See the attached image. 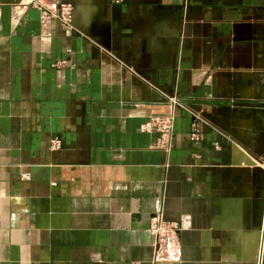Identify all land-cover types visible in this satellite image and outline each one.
I'll return each instance as SVG.
<instances>
[{"label": "crops", "instance_id": "obj_1", "mask_svg": "<svg viewBox=\"0 0 264 264\" xmlns=\"http://www.w3.org/2000/svg\"><path fill=\"white\" fill-rule=\"evenodd\" d=\"M41 1L0 0V264H264V0Z\"/></svg>", "mask_w": 264, "mask_h": 264}, {"label": "built area", "instance_id": "obj_2", "mask_svg": "<svg viewBox=\"0 0 264 264\" xmlns=\"http://www.w3.org/2000/svg\"><path fill=\"white\" fill-rule=\"evenodd\" d=\"M123 0H112L113 3L119 4ZM35 4V2H33ZM37 7L41 11L43 25L49 24L53 20L59 21L64 32L71 33L77 31L74 22V4L63 1L58 3L54 8H46L36 3ZM64 62H59L58 65H63ZM173 105L178 103L172 101ZM172 123L173 119L171 116L156 117L153 118L147 125L151 130H154L158 134L154 147L168 152L170 149V143L172 140ZM202 139L201 131L194 126L191 130L188 140L192 143H197ZM60 142L58 140L51 141L50 148H59ZM178 232L179 229L176 224L166 222L162 219L161 212H156L149 219V233L151 236V247L154 252V261H174L178 249Z\"/></svg>", "mask_w": 264, "mask_h": 264}, {"label": "water", "instance_id": "obj_3", "mask_svg": "<svg viewBox=\"0 0 264 264\" xmlns=\"http://www.w3.org/2000/svg\"><path fill=\"white\" fill-rule=\"evenodd\" d=\"M263 237H264V229H263V232H262V244H263Z\"/></svg>", "mask_w": 264, "mask_h": 264}, {"label": "rangeland", "instance_id": "obj_4", "mask_svg": "<svg viewBox=\"0 0 264 264\" xmlns=\"http://www.w3.org/2000/svg\"><path fill=\"white\" fill-rule=\"evenodd\" d=\"M39 1H41V0H39ZM56 1H59V0H56ZM71 1V0H70ZM33 2H37V1H33ZM42 2V1H41ZM67 2H69V1H67ZM60 3V2H59ZM70 3H72L73 4V1H71Z\"/></svg>", "mask_w": 264, "mask_h": 264}, {"label": "flooded vegetation", "instance_id": "obj_5", "mask_svg": "<svg viewBox=\"0 0 264 264\" xmlns=\"http://www.w3.org/2000/svg\"><path fill=\"white\" fill-rule=\"evenodd\" d=\"M122 2H124V0H123ZM122 2H121V3H122Z\"/></svg>", "mask_w": 264, "mask_h": 264}]
</instances>
